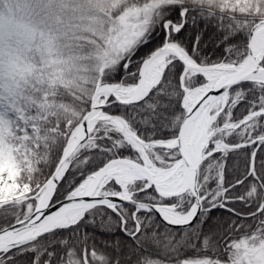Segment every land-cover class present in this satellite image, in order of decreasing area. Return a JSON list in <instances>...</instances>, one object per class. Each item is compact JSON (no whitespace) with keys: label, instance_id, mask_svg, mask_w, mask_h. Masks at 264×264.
<instances>
[{"label":"snow or ice","instance_id":"1","mask_svg":"<svg viewBox=\"0 0 264 264\" xmlns=\"http://www.w3.org/2000/svg\"><path fill=\"white\" fill-rule=\"evenodd\" d=\"M0 264H264V0H0Z\"/></svg>","mask_w":264,"mask_h":264}]
</instances>
